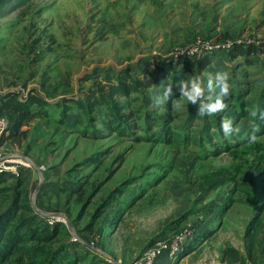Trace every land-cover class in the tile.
<instances>
[{
    "label": "rangeland",
    "instance_id": "374dc122",
    "mask_svg": "<svg viewBox=\"0 0 264 264\" xmlns=\"http://www.w3.org/2000/svg\"><path fill=\"white\" fill-rule=\"evenodd\" d=\"M220 34H227L226 40L231 41L264 37V0H7L0 5V94L15 88L20 94L35 91L52 103L84 99V89L92 85L89 76L101 77L106 69L114 73L126 69L144 82V72L155 60L172 61L181 69L175 59L183 48L194 45L203 51L209 44L217 46L220 42L215 38ZM241 61L242 58H228L221 51L198 80L191 75L193 81L177 87L166 80L143 86L130 98H121L125 120L140 127L131 134L121 136L106 131L104 136L93 137L87 131L70 134L61 142L58 132L50 135L47 131L44 136L38 130L44 136L39 139L41 149L26 152V142L2 146L0 162L8 165L9 160H14L11 164L18 172L19 166H26L34 182L29 183L32 203L40 177L35 168L26 165L27 159L44 164L49 183L55 187L58 183L77 182L93 192L82 215L84 219L104 196L124 191L133 182L132 177L139 176L150 185L137 184L130 189L145 186L143 197L114 226L106 219L113 215L108 212L102 222L107 229L105 236L98 240L92 235L90 242H85L95 245L93 242L100 241L105 249L95 245V252L113 264H132L173 220L194 209L195 213L187 214L182 225L199 221L201 230L211 225L217 231L201 241L194 252L171 264H221V251L226 244L244 249L245 227L252 215V206L237 199L241 196L237 190L249 179L248 170L252 176V167L264 170V132L257 134V141L249 140L243 147L225 149L221 144H229V137L221 129L224 118L240 128L238 134L252 132L249 122L253 119L239 121L234 104L260 102L264 90V62L246 65ZM218 71L229 74L230 95L225 98L228 107L212 116L199 115L202 104L215 101ZM248 80H252L251 84ZM169 85L171 93L166 97ZM195 85L203 90L195 102L182 97L181 89L191 92ZM238 85L249 88L247 96H237ZM154 97L161 105L153 104ZM174 103L178 108H173ZM82 118L80 127L87 119L84 115ZM169 118L174 120L169 122ZM3 123L6 124L5 119L0 118V128ZM56 125L53 121L48 128L54 131ZM60 126L64 131V125ZM91 126L101 129L98 121ZM172 130L179 132L173 143L136 138L157 131L171 137ZM236 137L237 134L232 135L234 140ZM46 140L61 142L62 150L54 155L42 150L41 143ZM238 168L243 169V176ZM154 172L165 176L152 184L148 176L159 177ZM229 194L239 202L231 200L227 210L202 211L213 202L226 204L223 199ZM60 197L65 199L66 195L62 193ZM51 199L45 197L43 201L54 205ZM71 206L77 208L75 204ZM206 216H210L207 221Z\"/></svg>",
    "mask_w": 264,
    "mask_h": 264
},
{
    "label": "trees",
    "instance_id": "16d2710c",
    "mask_svg": "<svg viewBox=\"0 0 264 264\" xmlns=\"http://www.w3.org/2000/svg\"><path fill=\"white\" fill-rule=\"evenodd\" d=\"M6 1L4 0L2 3L4 4ZM227 38V34H220L215 39L223 42ZM221 51L225 52L228 58H242L241 63L246 65L258 64L262 61L261 58L264 62L263 41L259 44L255 42L237 43L235 41L232 47L227 50L216 48L208 50L199 57H178L175 60H178L181 69L177 68V65L172 61L155 60L144 72V82H141L126 69L118 73H114L111 69L103 70L100 73L102 74L101 77L97 74L87 78L92 81V85L84 89V99L68 98L52 103L35 92L30 93L25 100H20L12 92L0 94V118L5 119L7 123L0 134V147L20 146L26 142V152L36 150V147L41 149L39 139L46 135L48 125L53 121L58 125L55 126L54 131L49 129L48 132L50 135L58 132L61 142H64L70 134L73 136L76 133L87 131L93 137L104 136L106 131H112L121 136L123 133L131 134L134 128L140 130V127L137 125L132 126L125 120L124 114L121 113L124 108L121 98H130L141 87H151L166 80H170L176 87L186 84L190 79L193 81L191 75H195V80H198L200 74L213 65V57ZM253 54H256V56L251 57ZM219 67L222 66L219 65ZM248 81L251 84L252 80ZM248 89L238 85L237 96L242 98L247 96ZM219 90L217 91L219 92ZM259 99L260 102L246 100L238 102L237 105L234 104L237 107L235 112L239 117V121L248 118L258 123L259 130L255 133L256 136L264 132V120L259 119V115L253 118L250 113L253 110H256L258 114L264 112V90ZM82 115L87 117L84 127H80L83 121ZM171 120H174V118H169V122ZM94 121H98V125L101 126L100 130L95 126H91ZM60 125H64V131ZM38 130L42 135H45L42 136ZM171 133V137H165L157 131L151 135H141L136 138L173 143L179 132L172 130ZM250 135L251 133L249 135L237 134L235 140L231 136L228 138L229 144L221 143L222 148L231 149L234 145L243 147L245 143L249 142ZM61 142H48L46 140L45 143H41L42 150H49L51 155L57 154L62 150L60 149L62 148ZM51 146L53 147L50 148ZM261 149H264V146ZM100 154H103V152ZM119 158L123 160V156ZM96 161L100 162L99 159H96ZM84 162H87V160L83 161L82 164ZM19 167L21 170L18 173L0 170V264H110L111 262L105 256L96 253L95 250L76 239L67 222L55 220L51 224L49 222L50 216L41 214L34 208L30 190V185L34 182L33 180L31 182L30 174L27 172L28 170H25L26 166ZM49 167L52 168L51 165ZM45 169H43L45 181L36 196V203L46 212H65L75 225L79 237L87 242H90L89 239L92 235L98 240L105 236L107 229L102 222L108 212L113 215L106 219L114 226L117 223L116 220H119L125 211L132 208L136 200L143 197L147 188L142 185H150L149 182L140 179L139 176L132 177L133 182L127 184L124 191L120 192L121 190H119L116 195L111 192L108 193L101 203L95 207L94 212L84 219L82 215L94 195L93 192L84 190L82 186L77 185V182L72 185L58 183V186L55 187L49 183L48 173L45 172ZM238 169L243 176V169ZM251 172L252 176L250 170H248L249 179L247 181L243 179L242 188L237 190L241 193V196L237 199L249 207L252 206V215L244 232V249L229 243L226 244L221 251V264H264V170L252 167ZM154 174L159 177H155L153 174L148 176L152 184L158 183L161 181L160 177L165 176V174L158 172H154ZM137 184H142L138 190L130 189V186ZM96 187L97 185L94 190ZM60 193L66 195V198L62 199ZM231 194L226 200L223 199L226 204L213 202L207 208H202V211L214 213L215 209L218 208L229 209L231 200L238 201ZM123 195L125 196L123 197ZM45 197L54 199L55 204H46L43 201ZM72 204H75L77 208L72 209ZM57 207L58 209H56ZM190 213H195L194 209L187 211V214ZM118 214L119 216H117ZM187 214L173 220L160 235L149 243L147 248L160 236L179 230L183 226L181 222L187 217ZM114 216L116 218H113ZM209 217L206 216V221ZM199 223V229L194 240L185 245L174 262L180 261L184 256L194 252L201 241L207 240L217 231L216 227L211 225L201 230L202 224ZM93 243L105 249L100 241ZM157 263L171 264V260L167 255H163Z\"/></svg>",
    "mask_w": 264,
    "mask_h": 264
},
{
    "label": "built area",
    "instance_id": "2783aa9c",
    "mask_svg": "<svg viewBox=\"0 0 264 264\" xmlns=\"http://www.w3.org/2000/svg\"><path fill=\"white\" fill-rule=\"evenodd\" d=\"M261 41L264 42V37L262 38H250L248 40H238L237 43L247 42V43H253L259 44ZM235 43V41L226 40L223 42H220L219 45L213 46L209 44L207 48H205L203 51H199V48L194 45H188L179 53V55H176L177 57H199L206 53L208 50L221 48L223 50L230 49L232 45ZM10 92L15 93L20 100L27 99L28 95L35 91H26L23 94H20L19 89L13 88L10 90ZM7 124V123H6ZM6 124L3 123V125L0 128V134L2 130L6 127ZM9 157V156H6ZM14 160H9L10 164H4V162H0V170H11L13 173H18V171L13 169L11 162ZM27 166H30L28 163H26ZM18 168V166H16ZM40 169L43 171L45 166H40ZM55 220H60L63 222H66L65 217H54L50 216L49 222L52 224ZM198 223L199 221L183 225L179 230L173 231L172 233H169L167 235L160 236L152 245H150L143 253L142 255L135 260L134 264H156L159 258L163 255H167L171 261H175L179 252L191 241L194 240V237L196 235V232L198 230Z\"/></svg>",
    "mask_w": 264,
    "mask_h": 264
},
{
    "label": "clouds",
    "instance_id": "9594fccd",
    "mask_svg": "<svg viewBox=\"0 0 264 264\" xmlns=\"http://www.w3.org/2000/svg\"><path fill=\"white\" fill-rule=\"evenodd\" d=\"M215 79L217 81V87H219L220 90L216 94L214 102L201 105L200 111L198 112L199 115L212 116L219 112H223L228 107L227 103L225 102V98L229 97L230 95L231 85L229 84V74L227 72L218 71L215 74ZM181 92L183 93L182 97H186L195 102L196 99L202 95L203 90L199 85H195L191 92H186L183 89H181ZM169 93H171L170 85L165 89V96L167 97ZM153 104L155 106H159L161 105V101L157 97H154ZM173 108H178V105L174 103ZM250 115L253 118H256L259 115V119L264 120V112H260L258 114L256 110H253ZM249 127L252 130L249 137L250 142H255L257 140L255 133L259 130L255 120L249 122ZM221 129L225 137H231L234 134H238L240 131V128L238 126H234L233 121L228 118L221 120Z\"/></svg>",
    "mask_w": 264,
    "mask_h": 264
},
{
    "label": "water",
    "instance_id": "95a60500",
    "mask_svg": "<svg viewBox=\"0 0 264 264\" xmlns=\"http://www.w3.org/2000/svg\"><path fill=\"white\" fill-rule=\"evenodd\" d=\"M23 157H24V156H23ZM27 163H28L30 166H32L33 168H35V170L37 171V173H38V175H39V177H40V182H39V184L37 185L36 190H35V193H34V195H33V197H32V198H33V205H34L35 209H36L37 211H39L41 214H44V215H47V216H54V217H57V216H58V217H66V218H67V215H66L64 212L46 213V212H43L42 210H40L39 207L36 205V196H37L38 192H39L40 189H41V185H42V182H43V180H44V175H43V171L40 169V167H39L38 164H36L35 162H33V161L29 160V159H27ZM67 220H68V226H69V228H70L72 234L74 235V237H75L76 239H79L81 242H83L84 244H86L87 246H89L90 248H92L93 250H97V247H96L95 245H92V244L87 243V242H85L84 240H82V239L79 237L78 232H77V230H76V228H75V225L73 224L72 220L69 219V218H67Z\"/></svg>",
    "mask_w": 264,
    "mask_h": 264
},
{
    "label": "crops",
    "instance_id": "0c3cea01",
    "mask_svg": "<svg viewBox=\"0 0 264 264\" xmlns=\"http://www.w3.org/2000/svg\"><path fill=\"white\" fill-rule=\"evenodd\" d=\"M261 62H259V63H262L263 62V58H261ZM48 128V127H47ZM49 130V128L47 129V131ZM37 172V171H36ZM41 187H42V185H41ZM40 210H42L41 208H39ZM43 212H46V211H44V210H42ZM46 213H50V212H46ZM160 264V263H159Z\"/></svg>",
    "mask_w": 264,
    "mask_h": 264
}]
</instances>
